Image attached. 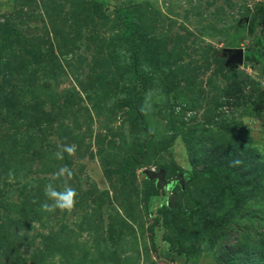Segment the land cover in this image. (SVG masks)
<instances>
[{"label": "rangeland", "instance_id": "374dc122", "mask_svg": "<svg viewBox=\"0 0 264 264\" xmlns=\"http://www.w3.org/2000/svg\"><path fill=\"white\" fill-rule=\"evenodd\" d=\"M0 264H264V0H0Z\"/></svg>", "mask_w": 264, "mask_h": 264}, {"label": "clouds", "instance_id": "9594fccd", "mask_svg": "<svg viewBox=\"0 0 264 264\" xmlns=\"http://www.w3.org/2000/svg\"><path fill=\"white\" fill-rule=\"evenodd\" d=\"M75 145H60L54 156L57 160H64L65 154L74 155ZM74 176L73 169L67 164L59 167L51 174L49 182L44 186V201L41 203V210L44 212L71 213L76 205L78 195L76 189L68 183ZM59 182V183H58Z\"/></svg>", "mask_w": 264, "mask_h": 264}, {"label": "water", "instance_id": "95a60500", "mask_svg": "<svg viewBox=\"0 0 264 264\" xmlns=\"http://www.w3.org/2000/svg\"><path fill=\"white\" fill-rule=\"evenodd\" d=\"M221 55L227 56L225 65L230 70H234L238 65H242L244 62V51L241 48H224L221 50ZM152 178H158L160 180L159 173H151Z\"/></svg>", "mask_w": 264, "mask_h": 264}, {"label": "trees", "instance_id": "16d2710c", "mask_svg": "<svg viewBox=\"0 0 264 264\" xmlns=\"http://www.w3.org/2000/svg\"><path fill=\"white\" fill-rule=\"evenodd\" d=\"M123 12V11H122ZM123 15H124V17H125V19L127 20V22H128V24H130L131 25V21H132V17L130 16V15H126V12H123ZM130 31H128L127 32V34H126V36L127 35H130ZM251 57V53H246V55H245V57H244V59L245 58H250ZM151 197V196H150Z\"/></svg>", "mask_w": 264, "mask_h": 264}]
</instances>
